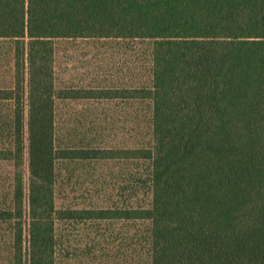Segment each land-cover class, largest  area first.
Listing matches in <instances>:
<instances>
[{
	"label": "trees",
	"instance_id": "obj_1",
	"mask_svg": "<svg viewBox=\"0 0 264 264\" xmlns=\"http://www.w3.org/2000/svg\"><path fill=\"white\" fill-rule=\"evenodd\" d=\"M0 264H264V0H0Z\"/></svg>",
	"mask_w": 264,
	"mask_h": 264
},
{
	"label": "rangeland",
	"instance_id": "obj_2",
	"mask_svg": "<svg viewBox=\"0 0 264 264\" xmlns=\"http://www.w3.org/2000/svg\"><path fill=\"white\" fill-rule=\"evenodd\" d=\"M26 115V114H25Z\"/></svg>",
	"mask_w": 264,
	"mask_h": 264
}]
</instances>
